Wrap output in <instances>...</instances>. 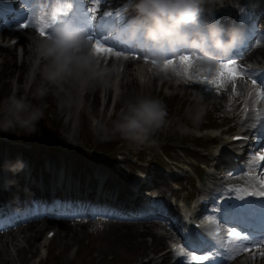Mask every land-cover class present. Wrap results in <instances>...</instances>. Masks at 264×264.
Returning <instances> with one entry per match:
<instances>
[{
  "label": "rangeland",
  "instance_id": "rangeland-1",
  "mask_svg": "<svg viewBox=\"0 0 264 264\" xmlns=\"http://www.w3.org/2000/svg\"><path fill=\"white\" fill-rule=\"evenodd\" d=\"M219 1V5L224 3L223 0H212L208 7H217ZM262 7H264V2ZM9 27L11 26L6 28ZM174 58L178 59V56ZM262 58L261 60L257 57L256 60L264 61V56ZM16 61L20 62V56ZM174 67L177 71L180 70L178 63ZM6 71L4 69L2 75ZM28 71L19 84L15 81L16 77H11L13 85H16V88L19 85V88L15 90L17 95L24 92ZM147 72L148 78L145 83L136 85L132 95L120 96L118 103L113 100L109 104H105L104 100L101 104L96 100V96L93 100V95L88 94L84 109L79 114L74 112L70 114L68 111L61 110L55 97L49 95L40 102L46 104L47 107L44 109V117L39 122L38 131L35 134H29L20 129L15 131L0 130V167L4 163L8 169L10 178L15 184L14 192L20 193L22 183L25 184L21 177L22 175L25 177V172L23 170L12 172L8 165L15 163L21 156L22 160L27 163L25 165L27 167L26 178L31 179L34 176L41 183V187L30 186L28 189L30 195L36 194L32 193L34 191L44 195L55 193V190L45 186L51 180L57 179L59 170L63 168L65 180L68 182L64 181L58 184V197H62L61 193H73L90 200L95 196L98 198L102 192L103 195L100 197L103 199L104 195L108 196L112 192L118 196L112 198L124 199L126 194L128 198H136L138 195H148L153 192L154 197L159 199L161 204L167 203L176 207V203L181 201L187 204V207H190L189 203L194 205L192 197L199 192L206 173L214 164L213 155L220 144L218 137L216 140L212 139V136L217 135V131L213 128L208 129V127H219L220 130L228 129V132H231L240 124L239 108L236 102L222 106L218 102L219 100L223 101L228 94V86L225 87V84L232 80H228L219 90H215V94L218 96L217 102L212 104L209 99L203 98V102L207 106L203 121L191 133L181 135L175 131V119L182 118L185 109L193 103L194 95L198 96L189 83L195 79L187 81L182 76L175 75L172 68L157 69L150 63H148ZM177 80L180 83H176ZM96 93L98 95L97 90ZM139 94L151 95L160 99L169 113L168 118L173 120L171 126L153 136L154 142L137 145L122 139L119 135L105 134L100 127L93 123V120H96L99 124L110 129L111 121L108 114L113 113L111 119H115V112L119 111L124 102ZM29 96L31 98V94ZM5 97L7 95L0 94V100ZM33 102L37 101L33 100ZM140 173L143 174V177L139 178ZM16 176L22 179L17 184L14 181ZM65 182L67 185L64 186ZM98 182L101 183L104 192L96 189ZM156 182L157 185H155ZM133 183H136L138 188L142 184L140 189L137 188L138 195L132 193L131 185ZM94 189L97 190V194L93 193ZM139 198L140 196L135 201H140ZM169 201L174 204L171 205ZM106 220L131 221L100 215L96 219H91V223L85 224L82 232H65L55 227L54 236L50 240L46 239L47 243L43 244L45 231L50 229L49 227H53L45 225L36 238L38 240L36 248L32 253H27L28 257L24 261L17 260V263L135 264L141 259L148 258L143 255L146 253H140L137 256L136 251L139 248L135 245L130 248L128 240L126 244L122 241H115V236L108 233V229L105 227L104 221ZM70 225H74V222H70ZM128 229L123 230L125 232V235L122 234L123 236H129L133 232ZM155 229L157 230V228ZM3 231L5 230H1L0 233ZM147 238L150 239L146 235V241ZM8 241L6 238L3 239L1 245L4 246L6 243L5 249L9 253H13L15 251L13 245L8 244ZM167 247V244L162 242L156 251ZM261 253L258 251L256 255L260 254L261 256ZM4 256H8V254ZM244 257L245 255H243ZM152 262H147V264ZM235 262L230 264H237ZM163 263H169L168 259L166 258ZM159 264L162 263L159 262Z\"/></svg>",
  "mask_w": 264,
  "mask_h": 264
},
{
  "label": "clouds",
  "instance_id": "clouds-1",
  "mask_svg": "<svg viewBox=\"0 0 264 264\" xmlns=\"http://www.w3.org/2000/svg\"><path fill=\"white\" fill-rule=\"evenodd\" d=\"M211 3L212 0H125V19L112 29L111 35L124 47L138 49L154 68L163 69L166 60L187 52L195 58L197 67L212 70L231 55L243 35L238 28L224 27L215 19L208 7ZM30 39L33 59L24 92L17 95L13 90L0 100L2 131L20 129L35 134L47 107L40 102L49 95L55 97L61 110L79 114L85 107V95L115 87L123 70L122 64L109 65L97 53L84 28L57 23L47 35L37 31ZM141 83H145L143 78ZM206 110L203 97L194 95L183 117L175 119V131L181 135L194 131ZM112 115L108 114L110 129L96 120L93 123L105 134L119 135L137 145L154 142L155 134L173 124L164 103L146 94L127 99L115 112V119H111ZM24 167L19 160L8 165L12 172Z\"/></svg>",
  "mask_w": 264,
  "mask_h": 264
},
{
  "label": "bare ground",
  "instance_id": "bare-ground-1",
  "mask_svg": "<svg viewBox=\"0 0 264 264\" xmlns=\"http://www.w3.org/2000/svg\"><path fill=\"white\" fill-rule=\"evenodd\" d=\"M20 1H23L24 5L29 10L27 19L24 21L29 23L30 25L29 28L25 29L18 25L11 27V29L3 30L0 33V94L7 96L11 95L13 90H17L19 88V85L18 88H16V85H13L11 81V77L12 76L16 77L15 81L16 83L19 84L23 80L24 74L31 67L33 54L29 48V45L31 43L30 38L37 32L36 30L37 27L40 26L38 16H43L44 10L46 9V7L44 6V0L41 1L20 0ZM239 1H241L242 4L244 0H239ZM259 1L262 2L261 4L262 7L264 0H257V2ZM249 2L253 4L255 3V0ZM263 17H264V13L262 12V18ZM250 46H253L252 49H249L248 51H245L244 49L242 50L241 53L236 55V57L234 58L236 64H241L243 60L249 59L250 57H255L256 59L258 57L261 58V60L263 59L262 56H264V33L259 32ZM128 51H134L137 54H142L137 50L128 49ZM128 51L124 52L120 57H116V56L103 57L104 59H107L109 65L113 62H116L117 64H122L123 70L120 73L119 80L116 82L115 87L109 88L106 91L97 89L98 95L96 93V90L89 92L85 95L84 98L85 102L87 101L88 94L90 95L92 94L93 100H95V96H96V100L101 104H103L104 100H105V104H109L113 100H115V103H118L120 96H125V95L127 96L128 94L132 95V93L134 92V87L141 83V79L143 78L144 80H146L148 78V72H147L148 63H146L147 61L144 62L142 61V59H139L138 57L135 58L127 57ZM19 56H20V62L17 63L16 60L17 59L19 60ZM145 58L146 57L144 56L143 59ZM219 63H223V62H219ZM193 66H196V64H194ZM4 69H6L7 71L2 75ZM206 92L212 94V91L210 90L206 89ZM209 94L206 95L209 98V100H211L213 97L209 96ZM239 96L242 99L251 100L253 99L254 94L253 92L250 93L241 92ZM229 137L231 136H228L226 139H222L220 146L218 147L216 152H214V159L215 160L218 159V164L215 165L214 163L211 166L213 168L212 171L208 170L207 172L208 179L206 183L213 184L215 179L217 183L221 182L222 180L224 184L231 182V180L227 179L226 177L219 176L220 172L218 170L222 166L224 168L227 167L224 160L225 157L228 155L225 154L232 153L233 143L231 142ZM232 155L238 156L240 155V152H238L237 154L232 153ZM142 175L143 174H140V176ZM21 180L22 179L18 176L14 178L16 184L19 183ZM57 181H61V179ZM206 183L204 184L203 189L209 190V187L207 186ZM155 185H157V182L155 183ZM141 186L142 184L138 188L136 183H133L131 188L132 193L134 194L135 190H137V188L140 189ZM98 187L100 188V190L102 191L104 190V188L101 187V184L99 182L96 188ZM52 190L57 191V187L53 186ZM93 193L97 194V190L94 189ZM2 194L7 195L8 193L3 192ZM20 194L21 193H17L16 195H20ZM100 195H103V193L101 192L99 196ZM108 196L118 197L115 196L112 192ZM125 196H127V194L124 195V197ZM10 197H12L11 194ZM195 207L194 208L189 207L188 209H186L182 204L181 207L178 208V210H175L174 208L171 207L170 212L171 214L172 213L174 214L176 211L177 214H180L183 218L188 219L189 217L196 216L197 212ZM156 217L160 219L156 221L150 220L149 224L138 223L139 225H137L135 222L125 223V222H118L112 220H106L104 222H105V227L108 229V233L115 236V241L117 242L122 241L123 243L126 244V241L128 240V243L130 244V248L132 245H135L136 247L139 248V250L136 251L137 256H139L140 253H146L143 255L148 256V262H150L155 259V256L153 255L151 256V253H154L157 247L161 245L166 238L164 234L158 233L155 230V226L161 221L162 215ZM70 222H74V225H70ZM89 223H91V220L88 218H84L81 215H74L61 219H53L50 217H37L36 219L34 218L28 221L23 226H17L8 229L0 234V264H18L17 260L20 262L24 261L28 257L27 253L28 252L32 253L33 250L36 248V245L38 243V240H36V238L39 236V232L42 230V228L45 225H51L53 227H49L50 229H47L44 235H46L48 231L52 230L55 227L65 232H77V231L82 232L83 228H85V224H89ZM125 229H128L129 231L133 230V232L129 236H123L122 234L125 235V232L123 231ZM146 235L150 237V239L147 238V241L145 240ZM5 238L9 240L8 244L13 245V248L15 250L13 253H9V251L5 249L6 243H4V246L1 245L3 239ZM43 244H46V242L43 241ZM262 250L264 253V246H262ZM5 254H8V256H4ZM259 255H255L253 253L250 257H244V258L241 257L237 259L235 263L264 264V255H261L260 257Z\"/></svg>",
  "mask_w": 264,
  "mask_h": 264
},
{
  "label": "snow or ice",
  "instance_id": "snow-or-ice-1",
  "mask_svg": "<svg viewBox=\"0 0 264 264\" xmlns=\"http://www.w3.org/2000/svg\"><path fill=\"white\" fill-rule=\"evenodd\" d=\"M91 2L93 5L91 12L92 13L98 12L100 8L101 0H91ZM73 8H74L73 0H56V2L51 6L50 19L48 18V16L39 17L38 19L40 22V26H38L36 30L39 31L42 35H47L48 29L51 26L61 21L66 23L68 18L72 16ZM101 14L108 16L112 15V13H106V12ZM90 19L91 17L89 15H86L85 13L81 12L76 16L71 26L80 27L87 30L89 34V39L95 46L97 53L100 56L120 57L124 52L128 51V49L125 47L118 48L117 41L110 34L112 32L111 27H105L104 25H99L98 27L95 28V32H93V29L89 24ZM20 26L22 28L27 29L29 28L30 25L28 22H24ZM177 63L179 64L180 67L179 71H177L174 67ZM194 64H195V58L190 53L182 54L178 56V59L170 58L166 60L165 66L162 70H168L169 68H172L175 75L182 76L185 80H192V79H196V77H194L191 73ZM200 71H201V75H199L198 77V82L205 85H210L212 88H215L216 90H219L228 80H235L237 77L248 75V72L244 68L237 65L235 60L231 57L228 58L227 63H218L214 73L211 76L203 75L202 73L205 71L212 72L213 70L202 68ZM258 83H260L261 86L264 87V81H258L257 79H252L253 86H256ZM233 91L235 92V84H233ZM257 95L264 97V91H258ZM258 159L264 161V155L259 156ZM259 184L262 190L258 192H250L249 193L250 196L254 195V196L264 197V179L260 180ZM218 211L221 222L225 224L230 223L228 220L223 219L224 212L222 207H218ZM242 233L244 232H242L241 230L237 231L236 227H232V230L229 231L227 235L230 239L234 238L236 241L243 242L247 240L248 237L246 235H242ZM194 236L196 237V239L193 238ZM199 238H200L199 233H195V234L191 232L188 233L187 235L184 236V240H185L184 247H188L189 244H191L192 246H199L197 243V239ZM203 239L206 240L207 237H203ZM250 243H254L255 246L257 247L264 246V236H261L260 240L255 242L250 241ZM190 250L195 251L193 250V248H191ZM248 250L249 248L247 246H245L243 249V251H248ZM261 254L264 255V253ZM206 260H209V257L206 255L203 254L192 255L190 264H204Z\"/></svg>",
  "mask_w": 264,
  "mask_h": 264
}]
</instances>
